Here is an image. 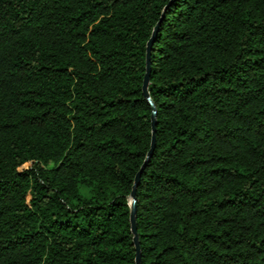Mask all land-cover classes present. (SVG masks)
Here are the masks:
<instances>
[{
    "label": "trees",
    "instance_id": "obj_1",
    "mask_svg": "<svg viewBox=\"0 0 264 264\" xmlns=\"http://www.w3.org/2000/svg\"><path fill=\"white\" fill-rule=\"evenodd\" d=\"M151 38L139 264H264V0H0V264H135Z\"/></svg>",
    "mask_w": 264,
    "mask_h": 264
},
{
    "label": "water",
    "instance_id": "obj_2",
    "mask_svg": "<svg viewBox=\"0 0 264 264\" xmlns=\"http://www.w3.org/2000/svg\"><path fill=\"white\" fill-rule=\"evenodd\" d=\"M156 32V28L154 29L153 32V36ZM153 44V39L151 38L146 45V66H145V75L143 78V83H142V93L143 96L145 97L146 101L149 103V105L152 108V113H151V144H150V150L147 154V158L143 164V166L141 167L140 172L137 174V176L135 177V181H134V185H133V189L130 195V216H129V220H130V226H131V231L133 234V244L135 246V251H136V256H135V264H139V243H138V237H137V233H136V224H135V209H136V196H135V187L138 183L140 174L142 172V170L145 168L147 162L149 161L153 149H154V145H155V107L149 97L148 94V84H149V73H150V53H151V47Z\"/></svg>",
    "mask_w": 264,
    "mask_h": 264
}]
</instances>
